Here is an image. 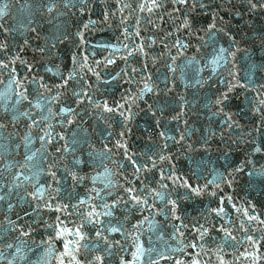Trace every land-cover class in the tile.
<instances>
[{
  "label": "snow or ice",
  "instance_id": "1",
  "mask_svg": "<svg viewBox=\"0 0 264 264\" xmlns=\"http://www.w3.org/2000/svg\"><path fill=\"white\" fill-rule=\"evenodd\" d=\"M91 3L0 2V264H237L241 257L261 264L264 211L251 197L257 187L264 194V163L255 159H264V0H113L102 22H115L126 42L98 45L112 51L94 59L84 47L85 31L97 24L89 18L75 33L71 67L61 71L69 20ZM117 59L124 67L105 71ZM239 89L259 117L242 135L234 131L244 128L235 119ZM137 111H146L158 138L145 150L127 139ZM198 115L207 125L190 123ZM217 136L228 149L218 166L200 155ZM239 144L250 150L233 164L230 146ZM246 169L248 197L221 195ZM206 193L217 205L185 223L180 202ZM39 230L46 239L37 243Z\"/></svg>",
  "mask_w": 264,
  "mask_h": 264
},
{
  "label": "water",
  "instance_id": "2",
  "mask_svg": "<svg viewBox=\"0 0 264 264\" xmlns=\"http://www.w3.org/2000/svg\"><path fill=\"white\" fill-rule=\"evenodd\" d=\"M0 2H2V0H0ZM11 23V21H10ZM60 51L63 55L60 56L59 59H56V63L61 65V71L64 70L63 65L67 64L69 67H71L69 60H68V54L70 53V45H69V41H66L63 45L59 46ZM25 55L27 56V58L31 59V52L28 51L25 53ZM37 67L39 68V74L44 75L45 74V69L43 67H41L40 65H37ZM21 72H23V68L21 67L20 69ZM46 78H53V74L52 73H48ZM58 79V78H55ZM2 87V86H0ZM31 90V88H30ZM70 159V158H69ZM61 172H63V170L61 169ZM77 191H83L82 188H78ZM21 215H23V213H21ZM53 215H55V213H53ZM44 238L46 239V234H44L43 230H39L37 232V234H35L33 236V239L37 241V243H39V241ZM55 247L59 248V242H57V244L55 245ZM52 264H57V262L53 259L52 260Z\"/></svg>",
  "mask_w": 264,
  "mask_h": 264
}]
</instances>
